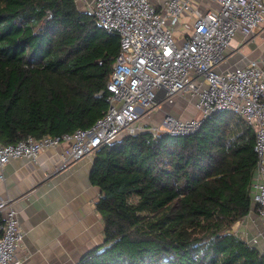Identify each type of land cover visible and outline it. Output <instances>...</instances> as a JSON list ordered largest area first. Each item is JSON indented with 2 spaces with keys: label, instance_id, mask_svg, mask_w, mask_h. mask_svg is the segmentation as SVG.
Returning a JSON list of instances; mask_svg holds the SVG:
<instances>
[{
  "label": "trees",
  "instance_id": "1",
  "mask_svg": "<svg viewBox=\"0 0 264 264\" xmlns=\"http://www.w3.org/2000/svg\"><path fill=\"white\" fill-rule=\"evenodd\" d=\"M120 45L77 0H0V142L93 126ZM255 137L225 110L188 134L101 145L90 179L104 241L76 264H264L234 229L252 208Z\"/></svg>",
  "mask_w": 264,
  "mask_h": 264
},
{
  "label": "built area",
  "instance_id": "2",
  "mask_svg": "<svg viewBox=\"0 0 264 264\" xmlns=\"http://www.w3.org/2000/svg\"><path fill=\"white\" fill-rule=\"evenodd\" d=\"M99 25L120 37L107 111L90 128L16 144L0 142V168L12 159L37 160L41 151L65 145L61 170L124 134L197 131L214 112L230 110L255 131L257 170L252 208L264 217V55L243 66L219 69L238 31L264 26V0H82ZM184 97L200 112L183 118L164 104ZM146 120H149L146 121ZM149 126V127H147ZM0 264H22L18 254L26 231L12 198L0 199Z\"/></svg>",
  "mask_w": 264,
  "mask_h": 264
},
{
  "label": "crops",
  "instance_id": "3",
  "mask_svg": "<svg viewBox=\"0 0 264 264\" xmlns=\"http://www.w3.org/2000/svg\"><path fill=\"white\" fill-rule=\"evenodd\" d=\"M226 55L219 69L243 66L262 57L264 26L249 35L238 31ZM170 108L182 117L201 115L184 97H177L174 104L165 103L155 118L160 119ZM64 148L63 144L44 149L37 160L12 158L0 168V199L14 200L26 231L18 251L24 258L22 264H76L104 241V221L97 209L101 189L90 179L94 156L58 170ZM234 229L264 251V217L257 211L251 210Z\"/></svg>",
  "mask_w": 264,
  "mask_h": 264
},
{
  "label": "rangeland",
  "instance_id": "4",
  "mask_svg": "<svg viewBox=\"0 0 264 264\" xmlns=\"http://www.w3.org/2000/svg\"><path fill=\"white\" fill-rule=\"evenodd\" d=\"M81 2H83L82 0H78V3H79V6L81 7V9H84V5L83 4H81ZM169 112H171V113H173V114H175V115H177V116H180L178 113V110H176V109H172V108H170L169 109ZM189 115H192L191 113H189ZM183 118H188V117H183ZM146 121H148L149 122V120H146ZM153 123H158L159 121H160V119H155L154 120V118L151 120ZM147 127H149V126H147Z\"/></svg>",
  "mask_w": 264,
  "mask_h": 264
}]
</instances>
